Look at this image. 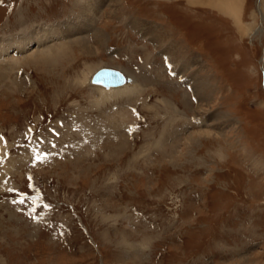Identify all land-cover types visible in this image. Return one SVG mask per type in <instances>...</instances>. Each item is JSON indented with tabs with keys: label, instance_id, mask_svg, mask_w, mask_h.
<instances>
[{
	"label": "rangeland",
	"instance_id": "obj_1",
	"mask_svg": "<svg viewBox=\"0 0 264 264\" xmlns=\"http://www.w3.org/2000/svg\"><path fill=\"white\" fill-rule=\"evenodd\" d=\"M81 1L0 0V40ZM118 1L94 55L77 33L57 63L36 44L0 62L19 78L0 80V264H264L260 0H241L245 31L211 0ZM103 69L131 83L92 84Z\"/></svg>",
	"mask_w": 264,
	"mask_h": 264
},
{
	"label": "bare ground",
	"instance_id": "obj_2",
	"mask_svg": "<svg viewBox=\"0 0 264 264\" xmlns=\"http://www.w3.org/2000/svg\"><path fill=\"white\" fill-rule=\"evenodd\" d=\"M103 1L104 0H83V1H81L82 5L77 3L78 5L76 7L79 8L80 12H82V13L79 16H74V17L70 18V20L65 22L63 25H60V26H57V27L48 26V25L43 24V25H39V26H33V27H31V29H28V28H30V26H28L27 24H24L25 23L24 20L20 21L21 23L20 22L19 23L21 25V30L18 33V35L16 34L14 37L12 36L9 39H1L0 40V62H4V60H6L5 57L8 56L7 54L10 51H14V55L12 57L13 58V65H14L13 68L16 70L17 68H15V67L16 66L18 67L19 64L23 61V57H20V56H22L21 54L25 53L27 51V47L29 45H31V44L35 45L36 44L35 48L37 50H39V51L40 50H45V51H49V52H55L54 54L48 53L47 55H45V57L41 56L43 59L39 58L40 55L38 54L39 56L35 59V61L37 60V63L39 62L40 64H42L43 63L42 61H44L45 64L50 63V61L52 62V64L57 63L59 58H62L63 55H64V53H62V49L59 48V47H62L63 44L61 43L62 45L59 46L58 45L59 42L60 41L61 42L65 41V43H66L67 42L66 40H68V39L71 40L72 37H74L73 35H76L77 33H81L79 36H77V37L81 36L80 38H78V39H81V40L76 42V43H74V45L78 47V49L80 50V52L82 54L87 55V56L94 55L95 54V47L91 46L88 43V41H84V40L87 39V40L90 41L92 39L93 40V44H96L97 46H104L105 45V41H106L105 37L106 36L98 28L94 29V25H93V22L96 19L98 13H99L98 9L100 8V6L103 3ZM110 1H111V3H113V5H112L113 9L117 10V7L119 6L118 5L119 1L118 0H110ZM188 2H190V3L193 2V3H196L198 5H201V4H199L200 0H197V1L196 0H189ZM209 5H212V7H214L215 9H217L219 11H221L224 15H227V16H229L231 18H234V20L238 23V26L240 27V30L245 31V30H243L244 27L241 25L242 21L240 19L241 8H242L241 0H214V1L211 0V1H209ZM73 7L75 8V6H73ZM259 10L262 13V16L264 17V0H260ZM134 27H139V25L135 24ZM258 32L262 33L263 31H262V29H256L255 33H258ZM85 33L86 34L90 33L92 35V37L91 36H87L86 37L84 35ZM56 42H57V45L55 44L56 45L55 46L54 43H56ZM68 42L71 43L70 41H68ZM49 44H51V45H49ZM57 46H59V47H57ZM53 47L58 48V50L51 51L52 49H54ZM34 49L30 51V53L28 54L27 57H32L33 56V53L36 52ZM47 49H49V50H47ZM58 51H60V52L57 54ZM33 59H34V57H32V60ZM40 59H42V60H40ZM3 69H4V67H3ZM1 71H2V73H1ZM1 71H0V80L1 81L10 79L11 80V84H13V85L17 84V82H18L17 78L18 77L16 78V75H11V76L8 77V74L11 73L10 70H9V73H6V71L2 70V69H1ZM127 79H129V78H127ZM1 81H0V83H1ZM129 83H131V79H130V81L127 80L124 85L129 84ZM124 85H122V86H124ZM17 86H20V85H17ZM98 86H100V85H98ZM122 86L112 87V88H108V89L105 88V87L104 88L109 90V89L119 88V87H122ZM101 87H103V86H101ZM138 87L134 88V90H132V91H131V88H130L127 93L128 94H133V92H137L138 91V94H141V89L138 88ZM195 88H196L195 90L197 91L196 92L197 95L199 94V96H200V91H202V87H200V85L198 83H196ZM101 93H102L101 94L102 100H99L97 102V106L102 105L104 102H106V99H110V97L112 96V94H107V92L106 93L105 92H101ZM127 93H124V94H127ZM120 94L121 93H117L114 96H119ZM203 100H207V99H203ZM111 115H113V114H111ZM125 117H127V116H125ZM121 119H124V118H121ZM117 120H119V119H117ZM123 121H125V120H123ZM116 123L120 124V122H116ZM114 126L118 127L117 124H114ZM119 127H118V129H119Z\"/></svg>",
	"mask_w": 264,
	"mask_h": 264
},
{
	"label": "water",
	"instance_id": "obj_3",
	"mask_svg": "<svg viewBox=\"0 0 264 264\" xmlns=\"http://www.w3.org/2000/svg\"><path fill=\"white\" fill-rule=\"evenodd\" d=\"M127 79L121 72L112 69H103L95 74L92 78V83L103 86L105 88H112L122 86Z\"/></svg>",
	"mask_w": 264,
	"mask_h": 264
}]
</instances>
